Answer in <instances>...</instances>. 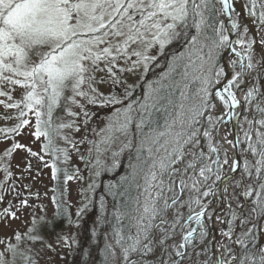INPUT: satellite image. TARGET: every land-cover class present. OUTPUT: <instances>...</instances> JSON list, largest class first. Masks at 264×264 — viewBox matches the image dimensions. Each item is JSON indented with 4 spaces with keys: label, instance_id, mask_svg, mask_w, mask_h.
Masks as SVG:
<instances>
[{
    "label": "snow or ice",
    "instance_id": "snow-or-ice-1",
    "mask_svg": "<svg viewBox=\"0 0 264 264\" xmlns=\"http://www.w3.org/2000/svg\"><path fill=\"white\" fill-rule=\"evenodd\" d=\"M257 2L251 3L253 15ZM220 3V11L230 8V0ZM214 8L212 0H0V82L25 90L18 101L0 100L6 108L20 109L15 126L0 128V133L20 135L31 126L32 137L45 139L41 150L53 156L45 167H51L54 180L60 171L57 153L65 162L71 159L68 148L54 146L55 137L76 151L77 143L91 145L79 159L96 177L102 152L118 144V151H112L114 169L121 153L135 149V163L121 177L123 191H112L115 186L109 185L110 194L120 196L121 202L114 205V222H108L111 240L105 233L101 264H264V242L250 237L251 228L238 235L233 226V205L242 215L248 208L264 216V63H253L249 55L246 64L235 58L226 66L219 64L221 49L240 53L229 44L222 25L210 23ZM259 17L264 23V10ZM236 28L233 20L232 29ZM209 29L212 35L207 34ZM235 44L252 46L243 35ZM173 45L184 50L166 59L168 71L148 83L142 102L131 99L157 56L166 58ZM0 96L12 99L11 92L2 88ZM62 104L79 111L65 106L63 110L74 119L55 123L54 112ZM90 105L113 109L105 127L96 133L99 140L87 136L94 115L88 111ZM29 113L34 124L25 118ZM225 115L243 117L232 139L218 136ZM81 116L84 135L77 142L64 130L81 132L76 121ZM21 150L44 161L40 153L15 140L0 160ZM9 168L10 164L3 165L5 180L13 174ZM31 168V161H26L24 171ZM64 173L65 184L84 179L78 168L73 174L66 169ZM95 186L93 180L84 191ZM9 193L18 198V207L9 202L0 212V224L5 226L20 218L19 209L32 207L15 187L5 190L0 182V202ZM28 195L38 199L40 193ZM84 199L87 203L77 210V217L91 203L87 196ZM225 200L222 217L212 205H223ZM52 203L57 208L52 219L33 216L26 230L13 229L0 239V264H38L34 257L41 251L55 250L45 234L56 233L65 220L68 225L73 222L67 208L59 211L56 196ZM14 207L17 210L10 211ZM213 220L224 226L216 229L220 240L208 226ZM98 222H104L103 217ZM70 239L56 233L57 244L71 247ZM37 244L40 250L35 249ZM83 255V264H89L91 252Z\"/></svg>",
    "mask_w": 264,
    "mask_h": 264
},
{
    "label": "rangeland",
    "instance_id": "rangeland-1",
    "mask_svg": "<svg viewBox=\"0 0 264 264\" xmlns=\"http://www.w3.org/2000/svg\"><path fill=\"white\" fill-rule=\"evenodd\" d=\"M219 7L218 14L226 18L225 11H220L223 5H219V0H215ZM258 4H264V0H258ZM264 10V9H263ZM241 17L240 14L234 12V20L239 23ZM259 33L261 39L264 41V23H258ZM246 26H242L241 30L238 31V38L243 35V37L252 42V37L250 35L249 30L245 32ZM224 29V28H223ZM227 35V32L224 33ZM238 47L242 48L244 52H246L249 48L245 46L238 45ZM184 49L179 45H173L167 49L166 58L157 56V61H154L152 65H150V71L143 75V78L139 80V83L142 87L136 88L135 92L133 93V97L131 99L138 100L142 102L143 93L148 89V83L152 81L159 80L160 77L168 71L166 66V59H171L173 53H178L183 51ZM152 55H156V52L153 51ZM252 62L256 64H260L261 59L258 53L253 52L251 55ZM234 58L230 56L229 59ZM139 75V74H138ZM133 79H136L133 77ZM131 82V81H130ZM0 88L4 89L5 91H10L12 95V99L9 100L7 97L0 96V100H5L7 103H13L18 101L22 98V94L25 91L24 89L16 86L13 88L11 85H6L0 82ZM83 102V101H81ZM71 107L74 111H79L78 108L72 105H61L57 107L54 112V122L60 123L68 122L73 117L69 116L66 111H64V107ZM116 107H120L117 105ZM20 109L16 108H6L3 104H0V128H11L14 127L15 124L18 122L16 119L19 115ZM88 111L90 113H94L91 116V119L88 121V130L87 136L89 140H99L100 137L96 135L100 129L105 127L106 122L110 119L113 109L109 108H101L98 106H88ZM136 115L135 113L133 114ZM5 116H11L12 119H4ZM29 119L32 124L35 123V118L29 113L26 117ZM226 115L224 116V119ZM83 116L76 118L77 124L81 125V132H75L73 129H65L64 133L69 136L70 139L75 141H79L81 137L84 135L83 129ZM220 127H222V133L219 132V137H227L228 139L231 138V128L229 124L223 123ZM92 129L96 131L93 132ZM31 131L33 128L31 126H26L24 129L21 130L20 135H16L13 133H0V157L3 156V151L7 147H11V143L15 141H19L20 143L26 144L28 147L32 148L33 151L40 153V155L44 156V161L39 160L36 157L30 156L26 151H17L13 153V156L10 158H5L0 160V182H3L4 189L7 190L10 187H15L16 190L22 193V196L29 199L30 205L32 207H28L25 209H19L18 220H11L9 221L10 226H5L0 224V239L5 238L6 235H10L13 229L24 231L30 225L31 219L33 216H45L47 219H52L53 215L57 212L56 205L52 203V197L56 196L59 203L61 204V208L59 211L63 213L65 208H67L68 214L71 216L72 224L68 225L67 220H65L64 224L61 227L56 229V233H61L63 235H68L72 239L69 240V244L71 247H66L62 243H56V233L45 234V239L48 243L53 244L54 251L52 250H43L41 251V255L39 257H34L38 260V264H83L85 257L83 255V251H90L91 252V259L89 260V264H98V256L97 252L104 248L105 244V235L107 233L105 223L102 222L103 230H100L98 226V218L103 217L108 219L109 217V207L107 201L105 200V186L107 185L106 182L115 178V176H125L130 171L129 164L135 163L133 159L135 157V149H126L123 153H121L118 157L119 166L112 169V151H118V144L112 146L106 152H102L100 154L101 159V171L98 177L93 176L92 173L85 168L84 161L79 159L81 154L87 155V149L92 147L89 144H79L77 143V148L79 151H76L71 146L67 145L62 139L59 137H55L54 139V146L58 148H68L69 155L71 159L67 162L64 161L63 155L57 153L59 159L56 160L57 167L60 169L58 173V179H52L51 175V167H45V162H48L49 165L53 160V156L50 152H44L41 150L42 145L45 143V139L41 137L40 139H36L31 136ZM133 133H135V129L133 126ZM7 135L8 139L5 140L4 136ZM103 147V146H102ZM93 157H95L96 153L93 150ZM26 161H31L32 168L30 172L24 171L26 168ZM10 164L9 170L13 173L11 177L7 180L4 179L5 173L3 171V165ZM80 169V174L84 177L83 180H71L68 181L67 184L64 182L65 173L64 170L66 169L68 174H73L76 169ZM111 169V170H108ZM93 170H95V164L93 165ZM237 176L239 173L236 174ZM93 180L95 181V189L89 190L85 192L84 190L88 188V184L92 183ZM29 185L28 189L22 188V185ZM56 185H58L59 191L55 189ZM231 191V188L229 189ZM32 192H39L40 196L37 199L35 196L29 197L28 193ZM87 196L91 203L88 205V210L83 213L80 217L76 216L77 210L83 206L84 203L87 201L84 197ZM101 197H104V200L101 201ZM255 199V197L249 198ZM207 200H211V197H208ZM217 201L219 199H216ZM9 202L14 206L18 207V198H16L14 193L6 194L4 197L3 202H0V212L3 211L5 207H8ZM103 203L104 208H101V204ZM17 207L10 209L17 210ZM214 209L218 208L217 203L215 202L212 206ZM227 210V202L222 206L221 210H219L217 215L224 216ZM233 211L237 214V207L233 205ZM99 213V215H98ZM228 219H231V214L227 216ZM237 218V216H236ZM241 220H247V223L240 224L238 230L236 231L239 235L240 232L246 231L247 229L251 228L252 232L257 231L261 226L264 232V222L260 223V216H257L255 213H250L248 208H245L244 214H241ZM106 221V220H105ZM211 221H209L210 227ZM216 224L219 225L217 222ZM237 224V219L233 221V226L235 227ZM96 228V235H92V229ZM101 227V229H102ZM213 234V233H212ZM260 234H257V240L259 239ZM264 236V234H263ZM261 238V237H260ZM221 237L218 235V240ZM73 240L77 241L73 243ZM14 242V241H13ZM104 243V244H103ZM41 246L37 244L35 246L36 250H40Z\"/></svg>",
    "mask_w": 264,
    "mask_h": 264
},
{
    "label": "water",
    "instance_id": "water-1",
    "mask_svg": "<svg viewBox=\"0 0 264 264\" xmlns=\"http://www.w3.org/2000/svg\"><path fill=\"white\" fill-rule=\"evenodd\" d=\"M236 4H238V6ZM232 7H234L241 14V21L239 22L236 29H232V27H231L232 26V23H231V20H232V15H231L232 10L231 9H232ZM227 10H228L230 16L226 21H224V24H225L226 29H227L228 34H229V44L235 47V40L237 38V31L239 29V26L245 25V26H247V28H248V30H249L252 38H253V46L250 48V51L256 50L259 53L261 59L264 58V48L260 42L259 29H257L254 19L249 14V12L246 10L243 0H230V8ZM237 52L240 53L239 56H236L235 53H232L231 48H227V50L225 51V53L223 54V57H222L223 65H225V66L227 65V56L229 54H233L235 56V59H242L243 62L245 63V57L242 55V53L240 51L237 50ZM246 56L248 57V53L246 54ZM262 62L264 63V59H262ZM241 118H242V116L237 117V118H235V120H233V118H229L228 116H226V118L224 119V122L229 120V122L231 124L232 138H233V134L238 131V121H241ZM222 188H223V184L220 185L221 190H222ZM218 192H219V199H220V190H218ZM214 203H213V205H214ZM217 209H219V207ZM218 212L219 211H217V213ZM263 221H264V216L261 218L260 223L262 224ZM214 222L215 221L213 220L212 221L213 235H216L217 240H218V234L216 232L217 227L215 226ZM259 234L261 235L260 236L261 237L260 243H262V242H264V236L262 233L261 226L259 227Z\"/></svg>",
    "mask_w": 264,
    "mask_h": 264
},
{
    "label": "trees",
    "instance_id": "trees-1",
    "mask_svg": "<svg viewBox=\"0 0 264 264\" xmlns=\"http://www.w3.org/2000/svg\"><path fill=\"white\" fill-rule=\"evenodd\" d=\"M245 3H246V6H247V9L249 10V12L251 13V3H252V0H245ZM263 9L261 8V5L260 4H258L257 3V7H256V14L255 15H253V14H251L253 17H254V19L256 20V22L257 23H261V24H263L262 22H261V20H260V17H259V12L260 11H262ZM209 16H210V23H212L215 27H219V24H220V22H219V16H218V14H217V12H216V10H215V8L213 9V11L209 14ZM208 35H212V32H211V29H209L208 30V33H207ZM222 50L223 49H221V51H220V55H219V64L221 65V57H222ZM177 79H178V77H177ZM162 122V121H161ZM134 160H135V157L133 158ZM129 172V171H128ZM121 177H122V175L121 176H115V178L114 179H112V180H110V181H108V182H106V186H105V192H106V196H105V200L106 199H108V201H107V203L106 204H108V211H109V217H108V219H105L104 217H103V214H102V212H101V214L100 215H102V217H103V220H104V222L103 223H105V226H106V231H107V233H108V235H109V241L111 240V228H110V224L108 223V222H114L113 221V212H114V205H118L120 202H121V197L120 196H115V197H113L111 194H110V192H109V185H114L115 187L112 189V191H116V192H120V191H123V187H121ZM56 188H55V190H57V191H59V189H58V185H56L55 186ZM98 215H99V213H98ZM99 215V216H100ZM236 216H237V214H236ZM106 220V221H105ZM98 226L100 227V230H103L104 229V227H102V222H98ZM101 227H102V229H101ZM104 235H105V233H104ZM250 237L251 236H255V242L256 243H258V240H257V231L255 230V231H253V232H251L250 234ZM105 237V236H104ZM105 240V239H104ZM104 244V243H103ZM97 256H98V264H101V261H102V259H103V257H102V255H101V250L99 251V252H97Z\"/></svg>",
    "mask_w": 264,
    "mask_h": 264
},
{
    "label": "bare ground",
    "instance_id": "bare-ground-1",
    "mask_svg": "<svg viewBox=\"0 0 264 264\" xmlns=\"http://www.w3.org/2000/svg\"><path fill=\"white\" fill-rule=\"evenodd\" d=\"M226 116H227V115H226ZM235 118H237V117H235ZM235 118H233V120H235ZM220 132L222 133V127H220ZM225 147H227L226 144H225ZM218 198H219V192L217 191V193H216V199H218ZM226 202H227V201L225 200V203H226ZM225 203H224V204H225ZM224 204H223V205H224ZM217 205H218L219 209L221 210V208H222L223 205H220V204H218V203H217ZM217 214H218V213H217ZM239 222H240V221H238L237 224H236V226H235L236 231L238 230V228H239V226H240ZM214 224H215V226H216L217 228L224 227L223 225L218 226V225L216 224V222H214ZM237 225H239V226H237ZM209 228L212 229V233H213L212 223L210 224V227H209Z\"/></svg>",
    "mask_w": 264,
    "mask_h": 264
}]
</instances>
